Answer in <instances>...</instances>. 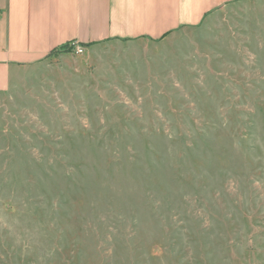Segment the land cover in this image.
I'll return each mask as SVG.
<instances>
[{
	"label": "rangeland",
	"instance_id": "1",
	"mask_svg": "<svg viewBox=\"0 0 264 264\" xmlns=\"http://www.w3.org/2000/svg\"><path fill=\"white\" fill-rule=\"evenodd\" d=\"M0 264H264V0L0 90Z\"/></svg>",
	"mask_w": 264,
	"mask_h": 264
},
{
	"label": "crops",
	"instance_id": "2",
	"mask_svg": "<svg viewBox=\"0 0 264 264\" xmlns=\"http://www.w3.org/2000/svg\"><path fill=\"white\" fill-rule=\"evenodd\" d=\"M239 0H0V90L56 55L117 39L162 38ZM72 51H60L62 46Z\"/></svg>",
	"mask_w": 264,
	"mask_h": 264
},
{
	"label": "built area",
	"instance_id": "3",
	"mask_svg": "<svg viewBox=\"0 0 264 264\" xmlns=\"http://www.w3.org/2000/svg\"><path fill=\"white\" fill-rule=\"evenodd\" d=\"M1 13V12H0ZM75 53H77V54H82V53H84V48L82 47V46H80V45H77L76 47H75Z\"/></svg>",
	"mask_w": 264,
	"mask_h": 264
},
{
	"label": "trees",
	"instance_id": "4",
	"mask_svg": "<svg viewBox=\"0 0 264 264\" xmlns=\"http://www.w3.org/2000/svg\"><path fill=\"white\" fill-rule=\"evenodd\" d=\"M72 49V46L65 45L60 48V51H72Z\"/></svg>",
	"mask_w": 264,
	"mask_h": 264
}]
</instances>
